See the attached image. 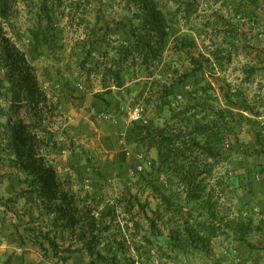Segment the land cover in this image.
Here are the masks:
<instances>
[{
    "label": "rangeland",
    "instance_id": "1",
    "mask_svg": "<svg viewBox=\"0 0 264 264\" xmlns=\"http://www.w3.org/2000/svg\"><path fill=\"white\" fill-rule=\"evenodd\" d=\"M55 1L51 26L55 40L52 45L42 43L38 51L30 45L29 31L37 21V0H10L7 17L0 15V133L9 118H19L11 110L15 83L8 56L25 54L48 96L39 107L46 116L43 126L59 139L58 148L46 158L56 168L80 221L73 227H64L65 220L56 224L55 213L24 191L28 184L12 165L6 137H0V264H218L230 255H235L234 264H244L236 261L240 253L234 252L235 245L230 251L228 242L243 236L257 249L264 248V220L251 211L262 201L256 200L257 195H264L259 168L264 164V0H194L197 8L190 15L185 7L175 14L179 0H160L169 19L176 15L160 61H154L149 71L132 62L131 73H121L120 87L107 75L111 91L103 85L102 67L91 74L79 68L78 43L97 16L100 25L110 20L109 57L101 61L96 53L91 60L93 66L96 60L109 63L116 55L114 47L130 38L115 28L114 20L128 26L141 23L135 1L129 6L126 0H89L84 13H74L76 17L73 0ZM212 51L220 54L219 61ZM195 60L202 61L201 67ZM166 84L172 91V107L186 110L187 116L202 118V104L192 108L194 98L203 96L193 92L202 86L210 85L206 98L213 105L212 118L218 110H228L234 130L220 160H207L214 163L205 181L215 189L213 197L207 191L204 199L187 202L178 177L160 173L149 163L158 158L156 148L128 134L138 122L129 114L136 106L143 108L139 121L147 127L163 125L165 120L177 127V119L159 107ZM19 112L23 114L24 108ZM153 184L169 185L177 197L174 205L166 207ZM93 216L98 237L90 252L78 234L87 230L84 225ZM248 219L249 227L242 231L239 222ZM41 231L75 251L69 255L62 249L55 256L51 249L41 248L33 239Z\"/></svg>",
    "mask_w": 264,
    "mask_h": 264
},
{
    "label": "trees",
    "instance_id": "2",
    "mask_svg": "<svg viewBox=\"0 0 264 264\" xmlns=\"http://www.w3.org/2000/svg\"><path fill=\"white\" fill-rule=\"evenodd\" d=\"M9 1L0 0V15L2 17H7ZM126 1L130 6L131 0ZM134 1L138 7L136 16L141 20V23L128 26L123 20H114L115 28L129 34L130 38L114 47L116 55L114 59L109 58V63L106 62L108 60H105L104 64H101V62L96 60L93 66L91 60L96 53H100L99 58L101 61L109 57L108 45L112 42L113 31L110 20H105L104 24L100 25L101 17L97 16L94 24L90 27L87 26L83 40L78 43L81 55L79 68L88 70L89 74H91L96 69L97 72H100L102 67L103 71L101 73L104 74L102 82L109 91H111L112 87L106 85L107 75L114 79L115 86L120 87L122 85L121 73L125 71L126 74H130L131 71L128 66L132 62L137 63L136 66L140 67L141 71H149L154 61H160L166 38L170 35V25L176 23L177 12L180 9L182 10V7H185L184 12L186 15H190L197 8L194 0H187V2L179 0L176 15H174V18L169 19L166 12L160 7V0ZM56 3L55 0H37L36 2L37 21L29 31L32 37L30 45H34L37 51L42 43L52 45L55 40L56 35L52 31L51 26L56 15ZM87 3H90V1L73 0V17H76L74 13H79L80 10L84 13ZM211 55L217 61L221 59L220 54L216 51H212ZM8 57L11 61L9 63L12 67L11 75L15 83L12 87L14 100L12 101L11 110H16L19 118L16 120L9 118L7 123L4 124V130L2 134L0 133V137H6V150L9 152V157L12 158V165L22 174L20 179H23L28 184V188L24 191L33 193L36 200L46 204L49 211L55 213L53 221L56 224L60 220H65L64 227H73L79 223L80 219L75 216L74 205L73 209L70 207L71 201L59 181L56 168L46 158L59 145L56 133L48 130L47 126H43L46 116L39 107L42 103L48 101L47 93L40 88L37 77L33 73L25 54L11 53ZM206 60L209 61L210 58H206ZM195 61L200 63L201 67L202 61ZM200 69L203 70L202 68ZM196 74L195 72L193 75ZM209 87L210 85L202 86L201 88L197 87L193 92L194 95L202 92L203 96H196L194 98L195 103L192 105L193 109H197L202 104L201 108L204 112L202 118L195 119L193 117L196 115L193 117L187 116L186 110L177 111L175 107H172L170 98L172 91L170 86L166 84L158 97L160 99L159 107L161 111L167 108L170 112V117L177 119V127L171 126L168 120H165L163 125L154 126L153 128H149L143 122L138 121L134 122L128 129V134L137 137L138 142L146 143L148 148H156L158 158L151 162L152 168L160 173H170V176L178 177L180 191L184 193L187 202L204 199V193L207 191L213 197L215 189L208 188V184L205 181L212 172L214 163L218 159L220 160V156L224 153L226 138L231 136V132L234 130L230 125V120H228V110L222 108L217 111L218 116L212 118L210 112L213 105L208 103L206 98L208 97L207 90ZM227 98L229 102L231 96L228 94ZM21 108H24L23 114L19 112ZM258 135L261 136V134ZM244 152H247V150L245 149ZM202 157H204L206 162L200 160ZM209 159H213L215 162H207ZM88 160L91 163L93 162L92 158ZM260 166L259 168L263 173L264 168ZM149 175L151 174L149 173ZM151 187L156 193H159L166 207L174 205L173 197L175 199L177 197L169 185L165 184L161 187L153 184ZM167 191H170V193L167 194ZM205 201L207 203V200ZM203 205L205 206V204ZM255 205H259L264 209V205L261 203H255ZM209 207L211 208L212 205H209ZM248 220V222H245L246 220L239 222V228L242 231L249 227L250 219ZM95 227L96 222L93 216L89 223L84 225L87 230H81L78 234L79 238L84 241V248L90 252H94L96 246L94 239L98 237L95 234ZM89 233L91 238L88 239ZM33 239L41 248L45 250L51 249L55 256H60L62 249L70 253L69 255L75 251L69 247L63 248L56 237L51 236L48 231L36 232ZM45 239L47 242L43 241ZM238 239L249 243L243 236ZM111 248L114 249L113 246ZM113 257L116 256L114 255ZM102 258L104 261L107 260L104 256Z\"/></svg>",
    "mask_w": 264,
    "mask_h": 264
},
{
    "label": "crops",
    "instance_id": "3",
    "mask_svg": "<svg viewBox=\"0 0 264 264\" xmlns=\"http://www.w3.org/2000/svg\"><path fill=\"white\" fill-rule=\"evenodd\" d=\"M261 165L263 168H264V164H259ZM260 166V167H261ZM263 176H264V172H263ZM263 183H264V180H263ZM264 195H261L258 197H256V200L257 201H261V204L264 205ZM248 242H253L252 239L248 240ZM255 242V241H254ZM228 244L230 245V251H231V248L232 250L234 249V252H239L240 255H238L239 257L243 258L242 262L244 264H264V248L263 249H257L253 244H249V243H246V242H241V241H233V242H228ZM232 245H235V247L233 248ZM237 252V253H238ZM230 255V256H226L223 258H225V260H222L220 259L219 263L218 264H234V258H235V255L234 257ZM227 260V261H226Z\"/></svg>",
    "mask_w": 264,
    "mask_h": 264
},
{
    "label": "built area",
    "instance_id": "4",
    "mask_svg": "<svg viewBox=\"0 0 264 264\" xmlns=\"http://www.w3.org/2000/svg\"><path fill=\"white\" fill-rule=\"evenodd\" d=\"M142 107L140 106H136L132 111H130V120L131 121H139L142 118ZM143 156L141 155L140 158H142ZM151 163V162H149ZM140 169H142V167L140 166ZM257 178L259 179L260 176L257 175ZM252 213L255 215V217L259 220H264V209L259 206V205H255L252 207ZM244 215H249L248 211H244ZM237 262H241L242 258L241 257H237L236 259Z\"/></svg>",
    "mask_w": 264,
    "mask_h": 264
}]
</instances>
